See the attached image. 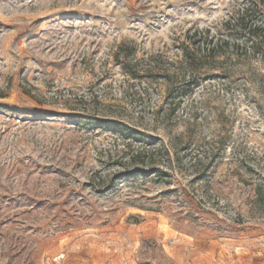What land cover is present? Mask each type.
I'll return each instance as SVG.
<instances>
[{"label": "rangeland", "instance_id": "374dc122", "mask_svg": "<svg viewBox=\"0 0 264 264\" xmlns=\"http://www.w3.org/2000/svg\"><path fill=\"white\" fill-rule=\"evenodd\" d=\"M250 1L0 0V264H264Z\"/></svg>", "mask_w": 264, "mask_h": 264}, {"label": "trees", "instance_id": "16d2710c", "mask_svg": "<svg viewBox=\"0 0 264 264\" xmlns=\"http://www.w3.org/2000/svg\"><path fill=\"white\" fill-rule=\"evenodd\" d=\"M263 15L264 3L251 0L246 7L231 15L224 23L225 29L232 30L231 32H233L234 36H240L244 39V49H247L253 57L260 59H264V29L260 21ZM197 36L199 37L198 41L193 44L196 46L193 51L194 55H188L183 51L182 63L185 65L192 64L194 60L212 59L215 50L227 44L218 39L215 41L214 37L209 36V30L198 35H192L193 38ZM178 77L182 83H186L190 87H196L201 73L199 69L197 70L189 66L187 72L178 75Z\"/></svg>", "mask_w": 264, "mask_h": 264}]
</instances>
